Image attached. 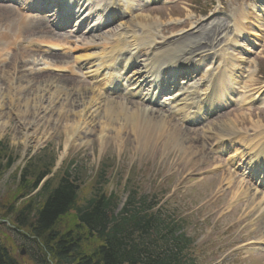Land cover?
Returning a JSON list of instances; mask_svg holds the SVG:
<instances>
[{
    "label": "rangeland",
    "instance_id": "374dc122",
    "mask_svg": "<svg viewBox=\"0 0 264 264\" xmlns=\"http://www.w3.org/2000/svg\"><path fill=\"white\" fill-rule=\"evenodd\" d=\"M121 1L124 8L127 1L129 5L137 7L129 12L123 23H127L135 35L148 33V37L158 44L164 41L180 44L178 39L185 33L194 35L202 27L208 29L216 22L218 24L215 26L220 27L217 34L221 33V38L222 31H228V18L232 22L245 24L246 38L238 39L239 48L234 49L232 56L242 60L248 58L250 62L244 70L257 71L260 78L256 76V81L259 86L262 85L264 17L258 16L256 8L264 7V0ZM163 28L169 30L160 34ZM146 39L147 36H144L141 41L145 42ZM255 40L258 46L251 45ZM183 41H187L185 37ZM228 52L231 53V50ZM7 64L3 61L0 67ZM42 64L39 62L37 66L25 67L23 73H38ZM12 65L8 66L9 76ZM0 70H4L3 73L7 71ZM3 73H0V88L8 90L3 85ZM18 76L14 73L13 84ZM23 76L24 80L32 79ZM45 79L36 85L49 81ZM31 84L19 92L8 90L4 96L0 95L3 97L0 98V167H3L0 171V244L19 264H36L33 262L35 252H32L36 250L32 248L30 251L28 243L19 249L24 239L18 231L20 229L9 230V219H14V214L24 209V201L43 193V184H49V192L56 189L65 172L70 170L66 166L69 163H75L77 167L74 174L80 186L78 204L84 203L96 191L94 185L99 180L98 169L104 168L106 174L101 181H104L107 194L115 193L124 202L128 191L124 184L130 179V187L136 188L142 196L159 202L164 218L169 216L182 222L180 230L190 240L194 264H264V184L255 179L252 182L245 180L248 170L242 174L241 167L235 170V167L226 165L227 157L222 156L221 162H212L210 154L199 157L194 152L185 154L179 151L177 145L164 146L159 143L154 146L152 142L146 147L136 143L131 136L124 142V134L116 142L111 139L119 126L114 120L99 123L95 136L82 135L83 140H78L72 135L77 127V109L71 104L64 105L66 102L59 99L50 100L47 93L33 90L35 85L33 82ZM68 87L76 88L77 84L72 83ZM58 91L57 95H61L62 91ZM117 102L127 103L134 110L146 106L137 101L128 103L119 99ZM251 111L231 106L210 117L208 124L243 118L249 120L247 115L250 116ZM253 113L252 121L261 120L264 127V109L255 108ZM173 123L177 122L174 120ZM23 127L34 135L31 143L22 138ZM200 127H192L188 131L194 134ZM237 127L240 132L245 131L250 135L254 129L249 122L245 127ZM97 131L107 136L101 138ZM8 162L9 167L5 169ZM60 166L62 170H58ZM216 167H220V170H214ZM44 171L50 174L35 189H31L37 175ZM231 175L243 184L242 188L249 189L248 194L237 201L233 198L237 185L228 188L225 183ZM21 177L26 178L25 183L21 182ZM43 196L45 198L47 195ZM253 201L254 207L251 208L250 202ZM3 216L7 220L2 221ZM53 227L65 232L72 228V223L70 218H58ZM38 240V245L43 249L45 242L41 245L43 240ZM21 250L24 251L23 256H20ZM50 264L54 263L50 261Z\"/></svg>",
    "mask_w": 264,
    "mask_h": 264
},
{
    "label": "bare ground",
    "instance_id": "6f19581e",
    "mask_svg": "<svg viewBox=\"0 0 264 264\" xmlns=\"http://www.w3.org/2000/svg\"><path fill=\"white\" fill-rule=\"evenodd\" d=\"M5 1L12 4L11 11L14 15L10 24L15 34L18 31L25 32L26 35L34 34L35 38L28 42V48L38 46L39 52L27 51L21 53L20 56L19 54L13 55L9 59L8 54L11 55L12 52L8 53V48L15 45V39L8 42L7 33L2 27L0 29V62L8 63L6 67H0V69L7 70L6 73L0 70V73H3V85L8 90L19 92L33 82L35 85L33 90L47 93L50 100L56 98L66 102L64 105L74 106L77 109L75 112L77 127L72 133L73 138L83 140L82 135L95 136L99 123L114 120L119 126L117 130H114L111 139L116 142L124 134V142L131 136L136 143L146 147L152 142L154 146L159 143L164 146L177 145L179 151L185 154L194 152L197 157L210 154L212 162H221L222 156L227 157L226 165L235 167V170L241 167L242 174L244 170H248L244 177L245 180L252 182L255 179L264 184V127L262 121L253 122L251 117L253 118L254 113L250 112V116L247 115L249 120L243 118V120H227L208 124L211 116L217 115L229 106L237 105L239 108V106L250 107L259 104L264 107V85L251 89L256 83L253 81V74L245 75L242 71V63L245 62L242 59L231 58L230 60L229 58L224 63L219 57V54L227 56L226 52L230 50V46L237 45V39H234L236 36L232 34V31L227 35L225 33L217 41L221 34H217L219 26L209 31L201 28L197 36H186L188 45L180 52H174L169 48L168 43H162L158 48L155 40L145 43L137 42L132 31L123 26L116 34L97 38L94 42L91 39H95V36L86 35L98 32L107 25L106 20L113 17L112 14H107L106 7L101 6L97 0H86L89 4L88 9L82 11L80 15L72 12L70 8L73 0H46L51 6L43 7V9L45 13H51L45 17L31 15V12L35 10L33 5L38 4L37 0H0V2ZM55 4L53 10L56 7L58 10L53 12L50 9ZM63 10L67 11L63 14ZM70 17L76 22L75 33L81 36L80 46L77 43L67 46L72 35L65 38L64 43H60L52 33L55 30V26L50 23L52 20H59L62 26L70 20ZM95 17V22L90 25V21ZM84 25L87 28L83 31ZM229 28L231 29V26ZM164 32L165 29L161 30V33ZM237 32L241 36L245 35L240 28ZM42 47L46 50L42 51ZM81 47L91 48L83 51ZM50 50H60L62 55L51 54ZM140 55L145 57L142 61L143 72H133L128 75L130 67L136 65ZM29 56H38L39 61L45 59L41 74L33 71H30L29 75L23 73L25 67L29 65L26 60ZM191 56L194 58H190ZM213 61H215V68L208 73L201 74L200 69L206 67V63L212 64ZM61 62L63 64L58 65ZM9 65H12L10 76L8 74ZM120 70L126 71L123 76ZM55 72L69 73L72 77H79L78 75L82 74V78L90 80L91 84L86 86L84 80H72L66 75H55ZM14 73L19 76L13 84ZM22 74L32 79L24 80ZM182 76L185 80L181 79ZM170 77L172 80L166 81ZM43 78L49 81L36 85ZM182 82H185V85ZM72 83H76L77 87H68ZM59 89L62 91L61 95H57ZM8 90L0 88V95L4 96ZM2 96L0 98H3ZM152 96L154 99L158 96H160L159 100L164 99L162 103L159 100L156 102L158 109L150 107L134 110L128 107L127 103L115 100V98L142 99L153 103L154 100L150 99ZM161 108L162 113L159 112ZM173 120L201 127L194 131V134H190L186 127L182 129L172 124ZM248 122L254 128L251 130V135L245 131L240 132L237 127V125L245 127ZM24 128L22 138L27 143H31L35 137L26 131V127ZM97 134L101 138L107 136L99 131ZM236 164L238 165L235 166ZM219 168L216 167L214 170ZM224 179L222 175V180ZM225 183L228 188L237 185L233 193L236 201L248 194L249 189L242 188L243 184L234 179L232 175L225 180ZM250 206L254 207V201L250 202ZM1 220L7 219L3 216ZM9 222L11 225L9 230L16 231L18 225L15 219H9Z\"/></svg>",
    "mask_w": 264,
    "mask_h": 264
},
{
    "label": "trees",
    "instance_id": "16d2710c",
    "mask_svg": "<svg viewBox=\"0 0 264 264\" xmlns=\"http://www.w3.org/2000/svg\"><path fill=\"white\" fill-rule=\"evenodd\" d=\"M2 169L0 167V171ZM103 173V170L99 173L96 191L82 204H78L77 178L67 170L56 189L49 192V184H43L41 195L24 201V209L13 213L17 229L43 240V245L45 242L44 250H36L37 260L33 262L194 264L189 252L190 240L173 228L175 220L168 216V221L161 211L147 213L153 205L137 199L133 192L117 211V197L107 195L100 188L104 185L101 181ZM48 174L49 171L38 174L31 189H35ZM20 179L25 183L26 178ZM44 194L47 195L45 198ZM58 218H70L72 228L65 232L55 229L54 222ZM0 264H19L1 244Z\"/></svg>",
    "mask_w": 264,
    "mask_h": 264
}]
</instances>
